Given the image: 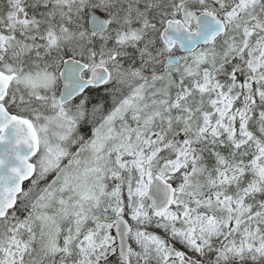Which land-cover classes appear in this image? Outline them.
I'll return each mask as SVG.
<instances>
[{"label": "snow or ice", "instance_id": "1", "mask_svg": "<svg viewBox=\"0 0 264 264\" xmlns=\"http://www.w3.org/2000/svg\"><path fill=\"white\" fill-rule=\"evenodd\" d=\"M0 264H264V0H0Z\"/></svg>", "mask_w": 264, "mask_h": 264}]
</instances>
